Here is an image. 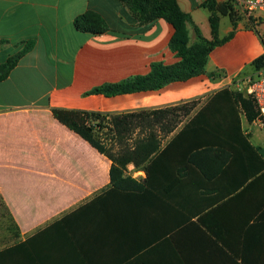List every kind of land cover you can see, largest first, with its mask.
Returning <instances> with one entry per match:
<instances>
[{
    "label": "crops",
    "instance_id": "0c3cea01",
    "mask_svg": "<svg viewBox=\"0 0 264 264\" xmlns=\"http://www.w3.org/2000/svg\"><path fill=\"white\" fill-rule=\"evenodd\" d=\"M230 1L177 0L191 18L190 45L195 27L213 41L211 20L217 21L224 42L209 55L205 75L157 92L107 97L89 93L146 76L154 63L179 62L169 47L171 24L142 25L121 0H0V65L34 42L0 81V199L19 229L0 264H264V133L231 109V128L240 126L245 141L172 142L264 54L248 20L221 13ZM88 12L99 14L108 31H78L75 20ZM212 73L222 77L213 80ZM194 101L199 105L163 139L162 156L143 169L131 164V177L143 186L131 192L111 189L112 162L54 116ZM229 154L234 158L225 162Z\"/></svg>",
    "mask_w": 264,
    "mask_h": 264
},
{
    "label": "trees",
    "instance_id": "16d2710c",
    "mask_svg": "<svg viewBox=\"0 0 264 264\" xmlns=\"http://www.w3.org/2000/svg\"><path fill=\"white\" fill-rule=\"evenodd\" d=\"M121 1L126 4L127 8L142 25H149L157 20L163 19L174 27L175 34L171 39L169 47L179 58V62L174 65L154 63L151 66L150 73L146 76L131 78L130 80L116 85H104L91 91L89 94H100L112 97L124 94L157 92L171 83L186 82L206 74L205 67L209 55L218 45L224 42V40L220 41L218 38V24L215 18L211 20L214 40H206L201 31L195 27V34L198 41L195 44L190 45L187 23H192L191 18L181 11L177 0ZM220 11L223 15H229L233 22L238 18L233 12L230 3L225 9H220ZM74 25L78 31L93 35H101L109 29L106 21L99 14L94 12H88L85 15L78 17L75 20ZM33 48V41L26 43L22 51L10 57L5 63L0 65V81H4L18 65L19 61ZM263 63L264 54L254 61L251 67L253 70H256L263 66ZM209 77L215 80L222 76L217 73H212ZM229 102L240 104L244 116L250 123L253 122L256 116H258L257 112L256 115L253 113V108L256 110V106L251 99L244 97L240 92L231 93L228 89H224L217 92L209 99L207 105L202 107L198 114L172 139V142L191 141L194 147L199 145L208 147L220 143L226 145L232 141H245L241 137L240 126H238V130L235 132L234 129L231 128L229 115H227L225 109H223ZM183 109H186V107L139 111L121 114L116 117L114 121V129L117 137L120 138V141H122V139L124 140L125 136L138 126V124L134 123L133 119L138 118L140 124L146 122L149 124L148 137L136 141L133 149H121L119 153H112V150L106 149L105 144L98 133L101 128L100 125H90L92 119H98L101 116H104L103 114L54 110V116L59 122L79 135L100 154L106 156L112 162L110 171L111 189L131 192L140 191L143 189V186L131 176L127 175L128 166L134 164L136 168L143 169L145 162H151L153 159H159L162 156L161 144L163 137L161 136V133H165V135L172 134L183 122L182 120L193 110V108L184 111ZM178 111H180L181 117L177 116ZM210 111H218L220 117L217 118H219V120L213 119L214 121H211ZM235 111L240 115L237 110ZM212 118H214V116ZM224 121L230 125H216L217 123L220 124V122L223 123ZM223 137H227L228 140L223 139ZM229 158H234V156L231 154L225 155V162ZM9 250L0 251V258L3 253H7ZM128 264H131V262Z\"/></svg>",
    "mask_w": 264,
    "mask_h": 264
},
{
    "label": "rangeland",
    "instance_id": "374dc122",
    "mask_svg": "<svg viewBox=\"0 0 264 264\" xmlns=\"http://www.w3.org/2000/svg\"><path fill=\"white\" fill-rule=\"evenodd\" d=\"M196 41H198L197 37H196ZM191 44V43H190ZM238 85V84H237ZM224 89H228V91H230L231 93H239L238 92V88L236 89V85H225L223 87ZM199 101L196 102H191V103H187V105H179L176 107H186V109H190V108H195L196 106L199 105ZM208 103V102H207ZM204 104L205 105H207ZM232 104V105H231ZM203 106V107H204ZM225 111L227 110H237L239 112L240 115H244V112L242 110V107L240 104H237L236 102H229L227 103L226 106H224ZM213 110V109H212ZM242 111V112H241ZM241 112V113H240ZM257 110H255V108H253V113L256 115ZM177 116L181 117V113L180 111L177 112ZM119 115H104L101 116L98 119H92L90 121V125H95L98 124L101 126L100 130H99V135L103 141V143L105 144L106 149H110L112 150V153H119V151L122 149H127V148H134V144L136 143V141L140 140V139H144L146 137H148L149 135V124L146 122L144 124H140L139 123V119H133L134 123L138 124V126L131 131V133H128L124 140L122 139V141H120V138L117 137L116 131L114 129V121L116 119V117L120 116ZM180 115V116H179ZM214 116V118H212ZM219 117L218 113L214 114V115H210L211 121H214L213 119H218ZM172 118V117H171ZM174 119V118H172ZM183 119V118H182ZM258 119H259V113L258 116H256V118L253 120L252 123L249 122L250 126H254L255 129H258L259 131H262L264 133V129L261 128L258 125ZM185 119H183L182 121H184ZM254 122H256V124H253ZM226 125L228 124L226 121H224L223 123L220 122V124H216V125ZM252 124V125H251ZM230 125V124H228ZM172 126V123H171ZM225 127V126H223ZM161 136L163 137L162 139H165L167 137V135H165V133H161ZM223 139L228 140L227 137H223ZM127 175L131 176V164L128 166L127 168ZM19 229L17 227V225L14 224L13 220L11 219L9 213L6 211L5 207L3 206V203L1 202L0 199V251L2 249L8 248L12 245H15L16 243H18V239H19Z\"/></svg>",
    "mask_w": 264,
    "mask_h": 264
},
{
    "label": "built area",
    "instance_id": "2783aa9c",
    "mask_svg": "<svg viewBox=\"0 0 264 264\" xmlns=\"http://www.w3.org/2000/svg\"><path fill=\"white\" fill-rule=\"evenodd\" d=\"M230 5L238 17H243L250 22V26L259 35L264 45V0H231ZM234 85L236 89L238 88V92L254 102L259 113L258 125L264 129V63L259 69L245 75Z\"/></svg>",
    "mask_w": 264,
    "mask_h": 264
}]
</instances>
